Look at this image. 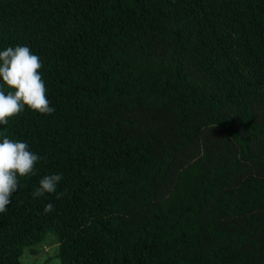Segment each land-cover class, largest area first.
<instances>
[{"label": "trees", "instance_id": "trees-1", "mask_svg": "<svg viewBox=\"0 0 264 264\" xmlns=\"http://www.w3.org/2000/svg\"><path fill=\"white\" fill-rule=\"evenodd\" d=\"M18 45L55 112L0 125L41 157L0 264L48 234L61 264H264V0H0Z\"/></svg>", "mask_w": 264, "mask_h": 264}, {"label": "clouds", "instance_id": "clouds-1", "mask_svg": "<svg viewBox=\"0 0 264 264\" xmlns=\"http://www.w3.org/2000/svg\"><path fill=\"white\" fill-rule=\"evenodd\" d=\"M40 57L33 54L28 46L18 45L0 51V125H7L9 118L19 115L27 106L34 112L51 115L55 108L47 97V88L40 73ZM4 85L9 89L7 93ZM41 157L32 152L29 144L4 136L0 142V213H6L12 202L13 194L18 190L19 177L36 174V164ZM62 174L45 175L39 180L33 199L45 193H55L61 199L64 192H57ZM54 210L47 203L45 214Z\"/></svg>", "mask_w": 264, "mask_h": 264}, {"label": "rangeland", "instance_id": "rangeland-1", "mask_svg": "<svg viewBox=\"0 0 264 264\" xmlns=\"http://www.w3.org/2000/svg\"><path fill=\"white\" fill-rule=\"evenodd\" d=\"M60 243L53 234L35 245L27 246L22 255L23 264H61Z\"/></svg>", "mask_w": 264, "mask_h": 264}]
</instances>
